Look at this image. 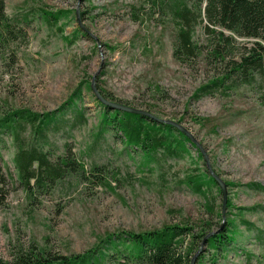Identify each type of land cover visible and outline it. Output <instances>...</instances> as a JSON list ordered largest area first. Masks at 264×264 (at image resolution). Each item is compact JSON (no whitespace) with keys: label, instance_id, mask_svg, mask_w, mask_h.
Returning a JSON list of instances; mask_svg holds the SVG:
<instances>
[{"label":"rangeland","instance_id":"374dc122","mask_svg":"<svg viewBox=\"0 0 264 264\" xmlns=\"http://www.w3.org/2000/svg\"><path fill=\"white\" fill-rule=\"evenodd\" d=\"M174 1L6 0L9 15L25 18L20 21L27 35L12 42L18 57L15 64L0 60V116L15 108L41 113L62 108L76 87L84 84L77 105L84 108L86 120L76 122L73 109H68L62 116L67 121L50 125L48 140L38 139V144L52 159L63 155L68 144V153L84 163L88 176L74 168L47 186L28 189L14 161L18 150L14 134L2 131L0 164L7 175V192L0 195L1 256L10 257L19 245L33 241L54 253L83 252L108 231H139L178 221L197 225L208 216L204 197L184 180L197 167H207L205 156L199 157L191 144L189 153L166 159L161 155L151 169L141 164L142 150L127 147L112 128L98 136L102 106L88 87L97 73V85L119 100L186 125L214 169L225 181L236 183L228 185V199L235 206L226 208V222L228 216H236V239L217 263L264 264V190L248 184H264V105L259 82L197 98L199 86L220 66L205 54L186 60L174 55L178 28L170 8ZM42 8H67L73 13L51 23L41 15ZM203 26L198 22L194 38L206 48L211 37ZM77 27L84 32L73 38ZM236 39L237 51L253 40ZM2 49L0 45V54ZM22 126L28 146L35 137L31 125ZM76 165L80 168L78 161ZM95 165L99 167L94 169ZM214 191L217 210L222 211L223 194ZM238 207L246 208L239 212ZM240 215L253 226L241 222ZM219 221L222 216L215 215V227ZM209 258L210 251L207 264Z\"/></svg>","mask_w":264,"mask_h":264},{"label":"trees","instance_id":"16d2710c","mask_svg":"<svg viewBox=\"0 0 264 264\" xmlns=\"http://www.w3.org/2000/svg\"><path fill=\"white\" fill-rule=\"evenodd\" d=\"M170 8L178 25L174 36V55L180 60H186L205 54L207 60L211 59L220 66L214 77L199 86L196 97L217 90H232L244 83L259 82V99L264 105V0H175ZM72 11L67 8H42L41 15L47 21L57 23L63 16L72 14ZM75 15L78 17L77 11ZM24 19L9 15L6 0H0V45L3 48L0 60L4 64L16 63L17 51L12 42L17 38L26 37L27 30L21 25ZM198 22L204 23L203 27L211 37L206 48L194 38ZM82 32L84 31L77 27L73 38H77ZM236 36L253 38L251 45L246 44L244 50L237 51ZM71 40L72 38L69 41ZM83 85L76 87L62 108L42 113L30 108H15L0 116V133L9 131L16 139L18 150L14 161L19 178L28 189L33 188L32 186H47L74 168L80 169L81 175L88 176L84 163L68 153V144L65 147L66 152L56 159H52L50 152L38 144V139L48 140L46 134L50 125L54 127L61 121H67L62 116L68 109H73L76 122L86 120L84 108L77 105V100L83 97ZM88 87L93 90L91 81ZM98 87L104 96L122 101L107 88L101 85ZM95 96L102 106L98 136L103 130L112 128L120 134L127 147L142 150L141 164L152 169V163H158L161 155V158L166 159L170 155L189 153L188 144L198 150L199 157L204 156L197 143L176 125L162 122L150 115L112 108L101 101L96 93ZM23 123L31 125L35 137L34 143L28 146H25L21 136ZM77 161L80 168L76 165ZM96 166L99 167L95 165L94 169ZM197 169L198 171L184 177L192 189L205 199L208 216L203 217L197 225L178 221L139 231H108L93 247L72 254L54 253L50 247L38 245L33 241L30 245H19L10 257L0 255V264H109L111 261L116 264H192L193 256L200 248L202 240L207 233L215 229H218L217 232L206 240L203 250L196 258V264H207L205 257L209 251L211 264H218L221 253L236 239V216H228V222L222 227L221 221L217 227L214 226L215 215L222 216V211L217 210V195L214 189L221 194L222 187L208 167L204 170H199L201 168L198 167ZM102 176L105 180L108 177L106 173ZM6 181L7 175L0 164V195L4 191L7 192ZM107 183L111 185L108 180ZM226 183L236 184L227 179ZM248 184L264 190V184L260 182L252 181ZM234 206L232 199H228V207ZM238 208H241L239 212H242L246 207ZM240 216L241 222L248 227L253 226L251 220Z\"/></svg>","mask_w":264,"mask_h":264},{"label":"water","instance_id":"95a60500","mask_svg":"<svg viewBox=\"0 0 264 264\" xmlns=\"http://www.w3.org/2000/svg\"><path fill=\"white\" fill-rule=\"evenodd\" d=\"M78 12V11H77ZM96 75L97 73H95V75L92 78V87L94 92L96 93V95L99 97V99L101 101H103L105 104L111 106L112 108H119V109H123V110H127V111H132V112H137V113H142V114H146V115H150L162 122H168L171 124L176 125L178 128H180L182 131H184L194 142L197 143V145L201 148L205 159L207 161V167L209 169V171L217 178V180L219 181L221 187H222V194H223V202H222V221H221V227L224 226L225 222H226V208L228 205V185L226 183V181L223 179V177L214 169L210 157L207 154V151L205 150V148L203 147V145L201 144V142L198 140V138L193 134V132L186 126L184 125L182 122L171 119V118H163L160 117L158 115H156L155 113L151 112L148 109H144L142 107L139 106H135L129 103H125L122 101H118V100H114L111 98H108L106 96H104L102 94V92L100 91L98 85H97V81H96ZM220 229V228H219ZM218 229L212 230L209 233H207V235L204 237V239L201 242L200 248L198 249V251L195 253V255L193 256L192 259V264H196V258L198 257L199 253L203 250V247L206 243V240L209 238V236H211L212 234H214L215 232H217Z\"/></svg>","mask_w":264,"mask_h":264}]
</instances>
